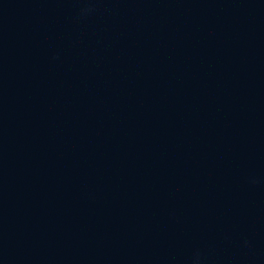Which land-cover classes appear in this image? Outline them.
I'll list each match as a JSON object with an SVG mask.
<instances>
[{"label":"water","instance_id":"water-1","mask_svg":"<svg viewBox=\"0 0 264 264\" xmlns=\"http://www.w3.org/2000/svg\"><path fill=\"white\" fill-rule=\"evenodd\" d=\"M0 264H264V0H0Z\"/></svg>","mask_w":264,"mask_h":264}]
</instances>
